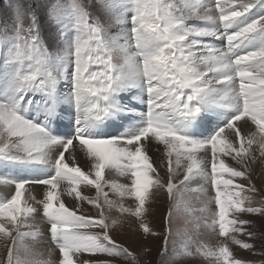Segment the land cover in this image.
Here are the masks:
<instances>
[{"label":"snow or ice","instance_id":"1","mask_svg":"<svg viewBox=\"0 0 264 264\" xmlns=\"http://www.w3.org/2000/svg\"><path fill=\"white\" fill-rule=\"evenodd\" d=\"M114 7L111 0H71L45 44L33 4L22 3L12 35L7 25L0 32V167L15 169L0 173V186L14 189L0 198V238L12 242L5 264H114L116 258L140 264L110 233L120 217H133L144 238L157 235L145 220L151 195L165 190L171 199L180 170L182 185L204 182L191 189L207 196L199 211L214 203L206 226L215 232L218 225L220 237L232 233L233 244L264 256V240L258 250L236 235L258 239L249 230L255 222L240 214L264 216L246 194L258 191L252 165L264 164V0H131L127 32ZM117 26L118 35L109 37L107 29ZM117 52L122 64L114 63ZM65 104L75 114L60 132L54 126ZM138 104L144 110L137 113ZM124 114L137 118L119 135L108 134V123ZM150 151L167 160L166 181ZM112 172L127 182L111 179ZM88 187L95 197L83 194ZM84 202L96 216L78 214ZM38 212L58 250L56 262L53 249L45 260L23 243L42 239ZM170 236L169 227L162 256ZM181 247L174 261L198 254L216 264H256L233 258L226 243L215 250L200 244L195 253Z\"/></svg>","mask_w":264,"mask_h":264},{"label":"rangeland","instance_id":"2","mask_svg":"<svg viewBox=\"0 0 264 264\" xmlns=\"http://www.w3.org/2000/svg\"><path fill=\"white\" fill-rule=\"evenodd\" d=\"M32 3L33 10L36 13L37 20L41 23V36L47 44L49 32L53 27L57 26L56 21L65 19V11L67 6L70 4L71 0H0V32L3 31L5 25H7V34L12 35L11 25L15 18V9L16 6L22 3ZM115 5L113 12L114 15L124 14L125 24L123 25L124 30L130 31V20H127V17L131 15V0H111ZM211 2V0H207ZM84 3L87 4V0H84ZM127 5V10L123 7ZM258 9H253V12ZM27 23V21H25ZM119 33V26L111 27L107 29V35L109 37L116 36ZM74 35V33H73ZM213 42L219 43V40H214ZM121 45L125 44L124 38L121 36L119 39ZM120 53L114 54V63L122 64L123 60L120 58ZM59 88L63 90L64 93L67 92V88L63 82L59 85ZM136 90L133 89L132 92ZM131 93H123L125 97ZM126 102V101H125ZM139 109H137V113ZM135 115V114H134ZM236 167H239L235 165ZM158 168V171L161 178L165 181L167 180V175L162 174L161 170L163 167ZM2 173V172H0ZM7 175L6 173H3ZM179 175L174 176L173 182L176 185L174 193L171 199L165 190L156 191L153 190L151 195V203L148 205L149 213L146 215L145 220L148 223L149 227L157 233L155 236H150L144 238V234L141 229H139L138 222L133 217H120L122 223L114 229L110 234L118 244H121L129 249L140 261V264H216L214 257L205 258L198 254L184 257L180 260H173L172 256L174 252H181L183 249L182 244H187L189 250L195 253V249L198 245L204 244L208 248L217 249L223 244H227L230 251L233 253V258L255 261L256 264H261V261H264V256H253L249 252L240 249L237 245L231 242L229 238L232 233L229 234V237H220L218 235V225L216 231L213 232L205 224V218L210 222L212 218V212L215 210L214 203L208 205V211L201 212L199 209L204 207V202L207 200V196H204L198 192L191 191V189L197 188L200 184L204 183L199 180L198 185H193L191 182H185L181 184ZM125 183L127 182L124 181ZM120 182V183H124ZM238 183L244 184L246 187L248 185L247 181L240 180ZM252 183L255 188L258 190L255 193H246L247 195L252 196V206L264 208V179L261 178V175H253ZM39 187V186H38ZM12 188V187H11ZM14 193L12 188L11 193H0V198H10ZM83 194L95 197L96 191L90 187L83 188ZM214 195V192L212 193ZM117 197L113 196V199ZM125 203H128V200H125ZM39 209V205H36ZM171 211L170 220L166 219L169 216ZM78 214L96 216V210L91 208L86 202L82 203L80 212ZM106 214L110 217L114 213ZM41 213H37L36 219H40L37 225L39 226L40 231H43L45 238L47 236L48 225L41 222ZM241 219L252 220L255 222L254 226H249L250 231H254L258 234V239L250 240L246 236L237 235V239H241L248 243H254L259 250L261 240H264V216L259 215H250L247 213L240 214ZM46 224V225H45ZM171 228V236L169 237L167 244V253L161 255L162 251L165 248V236L167 235L168 228ZM24 230V229H23ZM27 231V229L25 230ZM93 231H99V229H93ZM46 233V235H45ZM15 235V234H14ZM29 242L33 243L30 238H26ZM48 241V239L46 240ZM10 239L0 238V264H5L8 247L11 246ZM50 245L54 252L57 254V250L54 248L52 242ZM19 247V242L17 243ZM145 250H147L145 252ZM81 259H89L87 255L80 257ZM40 259H49V254H43ZM51 259L53 262L58 260L53 259L51 254ZM114 264H133L132 260H121L116 258Z\"/></svg>","mask_w":264,"mask_h":264},{"label":"bare ground","instance_id":"3","mask_svg":"<svg viewBox=\"0 0 264 264\" xmlns=\"http://www.w3.org/2000/svg\"><path fill=\"white\" fill-rule=\"evenodd\" d=\"M211 43H214L217 46L220 45V42L219 43H215V42L211 41ZM137 107L139 108V111L144 110V106L143 105H139L138 104ZM64 108L66 109L65 114L62 116L60 123L58 125L54 126L60 132H65V131L68 130L66 126L69 123L70 119L71 118H74V114H75L74 113V108L73 109H70V106H68L66 104L64 105ZM69 109L72 111V117H69V115L67 114V110H69ZM31 115H35V113L34 112L31 113ZM136 118H137V115L136 114L135 115L134 114H124L122 118L117 119V120L112 121V122H109L108 123V126L105 129V131L108 134H110V135H119L120 132L124 128H127L130 124L134 123ZM238 123H243V122H238ZM251 127L254 130L255 126L252 125ZM159 147H162V146H159ZM149 154L151 155V157L153 159L154 165L156 167H159V168L163 167V169L161 170V173L167 175V160L166 159H163L161 157V153H158V152H155V151H150ZM257 155H258V153H257ZM174 159L175 158H173V166L175 167V165H174ZM226 162H228V163H230V164H232V165L235 166V162L234 161H231L230 158H226ZM80 163H81V166L82 167L85 166V162H84L83 158H81ZM237 166H239V165H237ZM252 167L254 169V174L253 175H255V176L256 175H261V178L264 179V164H262L260 160H257V162L255 164H253ZM0 172H4L7 175H15V169H7L6 170L3 167H0ZM110 178L111 179H115L117 182H124V181H126V177L119 176L115 172H112L110 174ZM179 178L180 179L183 178V170H180ZM191 183L193 185H198L200 182H199V179H197V180H192ZM36 187H38V186H36ZM39 187H43V186H39ZM11 191H12V188L11 187L5 188L3 186H0V193L1 194L2 193H6V194L7 193H11ZM36 195H39V194H36ZM64 199L67 202V206L72 207L73 201L70 198H68V197H64ZM39 221H40V219H36L35 222H39ZM25 230L26 229H24L23 231H25ZM41 233L43 234L44 232L41 231ZM45 235H46V233H45ZM47 239H48V241H46ZM32 242L33 243L29 242L28 240H24L23 241V243L25 245L34 246L35 249L38 252H41L43 254H47V253L49 254V251L48 250L49 249H52V247H51V245L49 243L48 234H47L46 238L44 236H42V239H41L40 242H35V241H32ZM53 251L51 253L53 255V259L57 260V257L59 258L58 250H57V254H56V252L53 253Z\"/></svg>","mask_w":264,"mask_h":264}]
</instances>
